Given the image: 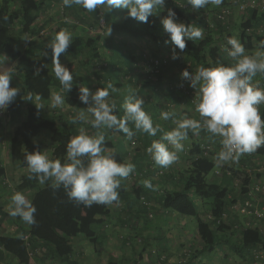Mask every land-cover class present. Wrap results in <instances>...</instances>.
Masks as SVG:
<instances>
[{
    "label": "trees",
    "instance_id": "obj_1",
    "mask_svg": "<svg viewBox=\"0 0 264 264\" xmlns=\"http://www.w3.org/2000/svg\"><path fill=\"white\" fill-rule=\"evenodd\" d=\"M182 1L186 4V8L178 4L177 7L184 13L187 11V3L186 0ZM249 2L250 0L242 1L243 4ZM226 4V0H223L219 8L222 11L225 7L227 9ZM51 6L52 0H0V29L5 33L16 29L18 33L13 37L0 36V55H7V60L13 63L11 73L13 79L10 87H17L20 90L16 100L5 110L0 111V131L5 127L6 120L14 126L11 134L6 136L7 140L0 133V184H4L7 175V167L2 156L6 148L10 164L22 171L15 187L10 188L7 183L10 193L19 191L25 195L29 192L30 201L37 209L36 223L28 226L26 239V234L22 236L0 234L2 253L14 260V264H31L33 259L50 261L52 264H81L77 261L78 240L83 237V244L92 243L94 247L96 244L100 245L105 237L101 233L97 235L95 230L100 228L104 232L103 226L95 223L92 227L87 224L88 219L99 218V222H102L112 215L111 204H93L87 207L70 200L63 188L53 191L50 180L41 185L37 180L28 178L29 173L24 163L26 150L28 152L43 151L46 141L43 136H48L50 147L53 149L52 159H60L64 162L66 145L71 137L78 134L75 124L71 123V118L56 116L54 113L48 114L42 107L38 109L37 98L51 101L52 94L59 92L64 96L65 106L72 109L81 103L78 99L79 87L86 82L78 72L71 71L72 90L68 93L62 92V86L52 70L49 46L45 47L43 43L32 42L25 48L19 47L21 42L41 33L43 27L37 26V19L42 11ZM222 11L216 13L211 20L209 17L195 20L204 29V38L194 42L187 41V47L183 53L175 49L180 58L170 61L163 52H168L172 57L174 46L171 42L165 43L169 37L164 33L160 23L161 19L166 17L163 14L165 7L157 9L156 15L149 17L148 23H142L130 18L126 9H113L108 12L106 8L101 7L95 12H87L74 5L71 18L74 24L64 21L68 18L64 16L57 32L61 29L67 30L70 25L77 29L79 24L78 26H83L82 31L87 26L88 28H85L87 31L92 28L102 30L103 33L96 36H89L82 32L71 34L72 44L68 52L61 54L60 58L78 59L85 55L83 64L86 67L93 65L94 62L102 63L104 60L100 54L99 42L102 40L108 42L106 46L103 44V48L110 46L109 60H105L106 63L99 68L102 73L99 70L95 73L99 78L98 88L111 82L120 89V95H116L119 92L111 93L109 97L117 104L118 116L123 114L120 105L124 100L123 94L129 86L137 90L136 95H139L144 102L147 97L154 98L156 102L153 104L148 105L145 102V111L150 114L154 125L160 124L168 131L175 125L171 119L168 121L161 119L162 111L175 112L177 119L183 115L199 119V114L195 111L197 90L191 88L189 82L181 78V72L187 69L195 74L201 65L215 67L218 59L225 65L233 63L223 51L227 46V37H233L231 27L226 24V18L231 14H224L226 18L223 19ZM242 11L246 17L240 24L239 41L245 46L247 52L252 53L259 42L264 40V30L260 32L261 28L264 29V8L248 6ZM188 23L191 24L190 21L186 24ZM135 39L144 42L153 41L163 50H159L158 53L152 51L150 55L142 52L137 56L126 54L121 56L120 48L133 44ZM135 57L143 63L140 67L145 69L143 70L146 76L144 82H140L136 77V67L133 65ZM37 69L39 74L36 73ZM123 70L129 75L127 80L120 76ZM256 78H261V82L264 83V74H257L253 83L256 82ZM150 92H153L154 97H151ZM160 95L162 98L159 97ZM29 96H31L30 100ZM116 98L120 101H116ZM157 102L163 103L158 106ZM183 103L184 107L180 105L179 109L177 105ZM23 105L25 108L21 109ZM259 108L264 118V105H260ZM20 116H23L22 120L16 123L15 120ZM79 123L82 127L85 126L84 129L89 135L95 134L96 129H93L91 125ZM129 127L134 132L132 138L136 135L140 143L144 145V154H137L128 161L130 152L124 146V141L128 137L114 129H111L109 133L104 132L106 137L104 147L114 153L118 162L127 161L135 165V171L130 175L134 176L136 182L131 190L127 189L126 178L121 180L119 189L120 197L126 202L127 209L133 215L132 218L140 220L143 218L146 222L145 227L148 228L155 217L162 215L161 211H164L190 219L191 221H187L186 224L197 230L194 242L190 247L184 248L179 260H171L169 256L163 257V249L158 246L146 251L144 257L149 260L150 257L156 256L157 264H173L174 261V264H197L196 261L199 258L212 255L218 248L224 247L226 251L222 255L225 254V257L223 256L221 261L229 255L238 253V256L242 258L252 254L253 264H264V204L257 203L258 199L264 198V193L256 190L257 186L264 187V181L259 180L264 176V147L255 153L241 156L238 162L220 164L215 159L222 147L219 138H210V134L205 131H201L199 135L189 132L187 140L183 141V151L178 152V159L169 167L163 168L157 166L146 152V148L153 140H159L162 133L151 137L136 131L131 124ZM116 133L119 135L117 142L112 137ZM146 162L147 165L144 168ZM239 162L243 166H240ZM150 173H155L158 177L155 182L152 180L155 190L145 188L138 183L146 179L151 180L148 175ZM211 174L213 175L209 177ZM234 183L237 186H234ZM234 188L240 190L238 200L231 197V189ZM1 203L0 201V212H3L4 207ZM132 203H137L138 207L131 209ZM156 203L157 206H155ZM247 203H249L248 206ZM200 204L202 208H199ZM241 208H245L247 212L243 213ZM255 211L263 213V216L258 217ZM231 213L243 222L235 224L233 220H230L231 223L228 225L226 222L227 219H232ZM89 227H92V230ZM194 246L196 249H193ZM143 255L145 253H139L140 257ZM143 262L140 258L133 264H143ZM10 264L13 263L10 262ZM107 264L122 263L110 258Z\"/></svg>",
    "mask_w": 264,
    "mask_h": 264
},
{
    "label": "clouds",
    "instance_id": "obj_2",
    "mask_svg": "<svg viewBox=\"0 0 264 264\" xmlns=\"http://www.w3.org/2000/svg\"><path fill=\"white\" fill-rule=\"evenodd\" d=\"M63 6H79L87 12H95L103 7L108 12L113 9L127 10V15L142 23H148L149 17L156 15L157 9L165 7V0H62ZM192 10L199 11L208 5L220 6L223 0H186ZM168 41L174 46L172 59H179L175 49L183 53L187 41L204 38V29L186 24L177 17V13L167 8V16L160 21ZM111 28L109 29V34ZM72 44V35L67 30L58 31L49 45L53 73L62 86V92H70L73 86L72 72L60 62L61 54L68 52ZM233 61L230 65L218 59L215 67L199 66L193 74L187 69L181 72V78L197 90L195 111L199 119L187 115L176 118L175 112L162 111L161 119L172 120L175 125L166 131L160 124H155L145 111V102L139 98L137 90L129 86L120 107L123 114H116L117 104L109 99L111 93L118 89L109 82L95 91L89 87H79L78 99L86 108L71 119L72 124L90 123L96 129L89 135L83 127L78 134L71 137L66 145V160L51 159L45 151H25L24 163L27 166L28 178L35 179L44 185L51 181L53 191L63 188L70 200L91 207L93 204L110 205L119 202L121 180L128 178L135 171L131 162H118L114 153L105 147L104 129L123 132L131 139L136 131L155 137L162 133L159 140H153L146 148L157 166L167 168L178 159V152L183 151V141L189 132L199 135L201 131L210 134V138H219L222 145L215 159L217 163L238 162L241 156L255 153L264 147V118L260 105H264V87L257 81V74H264V40H261L252 53L236 38L227 37V46L223 49ZM7 55L0 57L4 63ZM39 74V69L36 71ZM12 75L8 71L0 72V111L5 110L20 94L17 87H10ZM31 96H29V100ZM53 107L64 104L61 93H53ZM37 107V106H36ZM38 109L40 107H37ZM89 114L91 119H89ZM143 186L155 190L150 180H144ZM9 215L19 217L24 223H36L35 205L22 192H15L11 198Z\"/></svg>",
    "mask_w": 264,
    "mask_h": 264
},
{
    "label": "rangeland",
    "instance_id": "obj_3",
    "mask_svg": "<svg viewBox=\"0 0 264 264\" xmlns=\"http://www.w3.org/2000/svg\"><path fill=\"white\" fill-rule=\"evenodd\" d=\"M236 1H239V2L236 3ZM242 1L243 0H226L227 9H229L230 14H231L228 18H226V24L229 27H231V33L233 37H236L238 40H239L240 24L243 22L244 18L246 17L244 11L240 9V5L243 4ZM177 4L179 6L182 5L183 7L186 8V4H184L182 0H166L165 1V12L163 13L164 16H167V8L171 7L177 13V17L179 20L185 23L190 21L192 25L197 26V27H201V26L199 23L195 22V20L199 18H206V17L207 18L209 17L211 20V18H213V16H215L216 13L222 11V9H220L219 6L217 7L213 5H208L204 9H200L199 11H194L192 10L191 5L187 4V9H186L187 11L182 13L180 9L177 7ZM224 9H226V7ZM64 16H67L68 18L64 20L63 19ZM71 18H72V7L68 8V7L63 6L62 0H52V6L42 11L37 19V23H36L37 26L43 27V30L41 31V33L32 39L21 42L19 47L25 48L29 43H32V42L34 43L40 42V43H43L45 47H48L52 43L57 33V28L60 22L64 20L66 22H69L70 24H74L72 23L73 21ZM78 25L79 24H77V27H78L77 29H75L72 25H70V27L67 28V31L70 32L71 34L82 32V33L88 34L89 36H96L97 34L103 33L102 30L92 29V28L88 29L87 31L85 30V28H88L87 26H85L84 31H82L83 26H78ZM260 30H264V29L261 28ZM17 35L18 33L16 29H11L10 31H7L6 33L2 29H0L1 37L3 36L13 37ZM135 40L133 41L134 42L133 44L126 45V48L125 46L120 48L119 52L121 56L125 54L137 56L139 53H142V52L146 53L147 55H150V52L152 53V51L158 53L159 50H163L153 41L144 42L140 39H135ZM107 43L108 42H106L105 40H102L99 42L101 46L100 54L102 55V59L104 60V62L102 63L94 62L93 65L86 67L83 64L86 59L85 55L81 56L78 59H75L73 57L60 58V62L66 67H68L70 71L72 72L76 71L80 75H82L86 81L85 84H83V86H87L90 88V90L95 91L98 88L97 82L99 79L95 73L98 72V70L100 73H102L99 68L106 63L105 60H109L108 55L110 51L109 49L110 46L103 48V44L104 46H106ZM163 54L164 56H166L167 59H170V61L172 60L168 52L164 51ZM0 57H4V56L0 55ZM133 65L136 67L135 74H136L137 79L140 80V82H144L146 80V76L143 73V70L145 69L143 67L142 68L140 67L141 65L143 66L142 61L138 60L137 57H135ZM13 66H14L13 63L6 59L4 63H0V72L8 71L12 73ZM122 68L125 69L124 66H122ZM120 76L124 78L125 80H127V78L129 77V75L124 72V70L122 71V74ZM257 81L260 83L261 87H264V83L261 82V78L260 79L256 78V82ZM120 93L121 92H119L116 95L118 96L120 95ZM149 94H151V97H154L153 92H150ZM123 95L124 96L126 95V90H125V94ZM137 96L140 97L139 95ZM159 97L162 98L161 95ZM111 100L115 101L114 99H111ZM116 101L119 102L120 101L119 98H116ZM36 102H37V105L40 108L42 107L44 111L48 114L54 113L56 116H62L63 118H71V119L74 116H76L79 111L87 107V105L83 104L81 101H80L81 103L77 107H74L72 109L65 106V104L53 107L52 106L53 100L43 101L37 98ZM145 102L146 104L149 105V103L153 104L156 101L154 98L150 99L147 97L145 99ZM163 102H157L158 106H160V104L162 105ZM180 105L184 107L185 104L183 103V104L177 105L179 106V109L181 107ZM24 108H25V105H23L21 109H24ZM22 117L23 116L18 117L15 120V122L16 123L20 122L22 120ZM89 119H91L90 114H89ZM4 123H5V127L1 128L0 133H2V135H4V139L7 140L6 136L11 134V131L13 130L14 126H13V123H10V121L8 120L4 121ZM81 125L82 124L79 122L75 124L76 130H79V128L82 127ZM88 125H90V123H88ZM84 127L85 126H83V128ZM103 131L105 133H109L111 129H104ZM117 134L118 133L112 136L114 138V141H116L119 138V135ZM43 138L46 140L43 145V151H45L46 154L49 156V158L52 159L53 149H51L50 147V137L43 136ZM124 146H125V149L129 150L130 152V156L127 158L128 161H131L133 157L137 154H140V155L144 154L143 152L144 145L140 143L139 138L136 135L134 136V138H131V139L126 138V141H124ZM2 156L4 158V164L6 165L7 169L9 171H13L12 173H14L11 175L12 179H15L16 176L17 178H19L22 171L18 168H15L12 164H10L11 161L7 159L8 153H7L6 148L3 151ZM146 165H147V162L144 163V168L146 167ZM148 175H150L151 179L155 181H156V178H158L155 173H150ZM212 175L213 174H211L209 177H211ZM125 181H126L127 189H129L130 191L132 188V185L136 182L134 176L130 175L128 178L125 179ZM141 184H143V181H141ZM25 196L27 195L25 194ZM110 206L112 208V215L108 220L102 221V219H100L102 222H99V218L88 219L87 224L91 225L92 227H94L95 223H97L98 226L99 225L103 226V228L105 229L104 232L100 228L99 229L95 228V230H96L97 235L101 233V234H104L105 237L101 241L100 245H97V244L95 245L96 247L95 246L93 247V244L92 243L90 244L88 242L83 244L82 243L83 237L80 239L78 238L79 239L78 240L79 244L77 246L78 263L107 264L109 259L112 258L117 262L118 261L121 262L122 264H133L134 262H136L138 259L141 258L144 261L143 264H157L158 262H157L156 256L150 257L149 260L146 259L147 257H144L146 256V251H150V249H153L155 247L157 248L158 246L157 239H156L157 237H155V234L157 233V229L155 227L151 228L150 226L146 228L144 226L145 220H143V218L142 220L137 219V218L135 219V217L132 218L133 215L127 209V204L121 197L119 198V202H114ZM137 207H138L137 203L136 204L132 203L130 206L131 209H135ZM202 207L203 206L200 204L199 208H202ZM186 220L188 222L191 221L188 218ZM177 225L178 224L176 223H164V224L160 223L159 229L161 230V234L159 235V241L164 242L165 239H168L170 235L168 234L167 229H169L170 226L174 227ZM92 227H89L90 230H92ZM175 229L176 227H174V229L172 230H175ZM172 237H170V239ZM184 237H185V233L183 232L182 237H179V238L183 240ZM93 249H94V252H93ZM224 251H226L224 247L218 248L212 255H207L206 258L208 261L213 260L214 261L213 264H221L220 261H221V258L223 257L222 254ZM139 253H145V255L140 257ZM167 253H168L167 251H164L162 253L163 257L168 256ZM37 262L38 264H52L51 262H44V260H38Z\"/></svg>",
    "mask_w": 264,
    "mask_h": 264
},
{
    "label": "crops",
    "instance_id": "obj_4",
    "mask_svg": "<svg viewBox=\"0 0 264 264\" xmlns=\"http://www.w3.org/2000/svg\"><path fill=\"white\" fill-rule=\"evenodd\" d=\"M264 27V26H263ZM263 30H260V32H262ZM255 160L256 157H254ZM240 160V159H239ZM240 166H243V164L241 162ZM6 166V165H5ZM13 171H9L7 169V175L4 181V184H0V201L2 202L1 204L3 205L4 209L3 212H0V234L1 235H19L22 236L23 234L25 235V239L26 237H28L26 230L28 229V224L24 223L19 217H13L11 215H9V211H10V204H11V200H10V196L13 195L10 193L7 183L9 185L10 188H13L17 185L18 179L17 176L15 177V179H12V173ZM17 174V173H16ZM22 174V172H21ZM20 174V176H21ZM254 175V174H253ZM259 180H263L264 181V176L259 179ZM152 182V179L150 180ZM153 182H155V180H153ZM152 182V183H153ZM141 186H143V184H141ZM234 186H237L236 183H234ZM144 187V186H143ZM26 198H28L29 200L31 199V194L28 192L26 193ZM240 196V190H238L237 188L231 189V197H233L234 200H238ZM263 203L264 204V198L263 199H258L257 203ZM239 203V202H237ZM157 206V203L156 205ZM162 215H155V220H153L152 224L150 225L151 228H156L157 229V233L155 234V237H157V244L158 247H161L164 251H167V255L169 256V258H171V260H179V256L180 254L183 252L184 248L186 247H190L191 243L194 242L195 240V236H196V232L194 229L195 228H191V226L187 225L186 222V218L184 217H180L176 214H172V213H166L164 211H161ZM229 215V213H227ZM230 216V215H229ZM231 217L232 219H227V224L229 225L231 223V221L233 220V223L236 224V222H243L240 219L236 218L237 216L233 213H231ZM205 218V216H204ZM239 218H241L239 216ZM142 219V218H141ZM231 220V221H230ZM145 222V221H144ZM146 223V222H145ZM160 223H176L178 224L175 230L173 226H170L168 230V234L170 235V237H172L170 239V237L168 239H165L164 242H160L159 241V235L161 234V231L159 232V224ZM145 226V225H144ZM185 233V237L183 238V240L179 237H182V233ZM177 236V237H176ZM175 237V239H174ZM185 242V244H184ZM185 245V246H183ZM193 245V244H192ZM193 249H196L195 246L193 247ZM225 255V254H224ZM223 255V256H224ZM229 255V254H227ZM207 255H205V257H201L199 258L196 262L197 264H213V260L208 261L206 258ZM225 257V256H224ZM222 257V258H224ZM39 259H33L31 260V264H38ZM10 262H12L14 264V260H12L10 257L4 255L2 253V249L0 248V264H10ZM47 262V261H46ZM50 262V261H48ZM175 262V261H174ZM173 262V264H174ZM221 264H253V257L252 254H247L246 258H242L241 256H238V253H234V255H229L228 257H226L224 260L220 261ZM255 263V262H254Z\"/></svg>",
    "mask_w": 264,
    "mask_h": 264
},
{
    "label": "built area",
    "instance_id": "obj_5",
    "mask_svg": "<svg viewBox=\"0 0 264 264\" xmlns=\"http://www.w3.org/2000/svg\"><path fill=\"white\" fill-rule=\"evenodd\" d=\"M248 6L252 7V8H257V7H261V8H264V0H250V2L248 4H241L240 5V9H246ZM224 14L228 15L230 14V11H228V9H224L222 11V18L225 19L226 18V15L224 16ZM162 173V172H161ZM256 190L259 192H262L264 193V187H259L257 186L256 187ZM249 203H247L246 205L248 206ZM241 211L244 213V212H247L245 208H241ZM255 214L258 216V217H262L263 216V213L259 212V211H255ZM263 264V263H262Z\"/></svg>",
    "mask_w": 264,
    "mask_h": 264
}]
</instances>
